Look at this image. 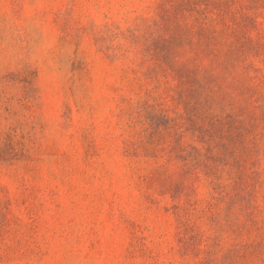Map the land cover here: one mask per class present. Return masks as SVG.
I'll list each match as a JSON object with an SVG mask.
<instances>
[{"label": "rangeland", "instance_id": "374dc122", "mask_svg": "<svg viewBox=\"0 0 264 264\" xmlns=\"http://www.w3.org/2000/svg\"><path fill=\"white\" fill-rule=\"evenodd\" d=\"M0 264H264V0H0Z\"/></svg>", "mask_w": 264, "mask_h": 264}]
</instances>
